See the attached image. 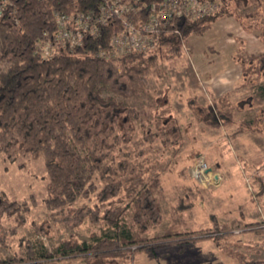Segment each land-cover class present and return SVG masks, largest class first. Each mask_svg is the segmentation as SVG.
I'll list each match as a JSON object with an SVG mask.
<instances>
[{"label":"trees","instance_id":"16d2710c","mask_svg":"<svg viewBox=\"0 0 264 264\" xmlns=\"http://www.w3.org/2000/svg\"><path fill=\"white\" fill-rule=\"evenodd\" d=\"M106 1L0 0V155L11 163L25 157L43 158L48 176L44 203L52 223L70 229L84 223L102 227L87 242L70 235L54 251L44 247L38 251L28 241L24 257L0 255V264H54L58 258H79L83 264L134 262L141 253L168 257L175 248L184 252L190 242L214 239L212 228L222 236L219 241L227 240L233 230L212 214L211 228L180 231L185 224L184 213L194 206L185 198L175 207L173 223L161 238L145 237L163 220L156 195L162 192L159 173L131 164L127 153L120 160L118 153L123 151L121 144L132 141L136 124L145 127L144 116L148 114L127 101L139 100L148 92L150 78L163 75L159 67L181 56L190 37L204 36L225 16L235 18L247 32L258 31L256 35L264 43V0H199L217 3L218 10L205 17L163 21L154 50L117 60L102 58L98 53L109 49L112 35L121 29L119 21L104 27L97 37H86L73 52L57 45L56 12H97ZM163 1L139 0L135 5L141 11L131 14L130 19L147 22L152 7ZM251 6L254 10L239 13L241 8ZM45 42L58 46L49 58L40 48ZM239 59L249 65L244 68L245 76L252 67L264 78V53L250 57L248 63L244 57ZM161 101L159 97L155 101L158 108ZM251 105L253 98L249 97L238 108ZM190 107L196 118L211 128L233 122L234 107L230 105L224 109L220 102H214L208 108H196L190 101ZM152 122L160 126L162 142L178 150L182 138L176 119L159 114ZM253 122L260 125L258 132L264 136V112L258 113ZM250 127L247 124L242 130ZM146 133L150 143L160 132L153 133L150 126ZM31 198L35 203L34 196ZM29 210L28 201H10L0 194V245L6 247L8 234L27 224ZM7 221L15 222L10 230ZM48 225L33 227L38 234L47 235ZM248 228L264 232L263 223ZM240 261L259 264L244 256Z\"/></svg>","mask_w":264,"mask_h":264},{"label":"rangeland","instance_id":"374dc122","mask_svg":"<svg viewBox=\"0 0 264 264\" xmlns=\"http://www.w3.org/2000/svg\"><path fill=\"white\" fill-rule=\"evenodd\" d=\"M251 10H254V6L247 9L241 8L239 13L243 14L245 11ZM229 18L232 17H222L212 24L215 28L218 27L216 29H218L220 34L215 32V35L210 36L209 33L205 34L203 37L194 36L189 39L185 43V52L190 54L192 50L204 48V44L206 43L217 45L219 43L223 44L232 41L236 48L241 47V42L235 40L237 36L236 31L239 32V22L237 23L234 20L235 18L231 20L232 22L228 21ZM240 27L242 26L240 25ZM242 29L244 28L242 27ZM252 33L256 35L259 32L253 31ZM252 40L254 41L253 38ZM252 40L250 39V41ZM235 55L238 58L244 57L246 61L248 60L247 63L250 57H252L246 54L244 50L239 51L238 49ZM181 57L182 56H178L173 59L176 60V65H179L181 62L184 65L186 64L183 60L185 57ZM166 64L167 63L164 62L159 67V72L163 73L160 79L156 74L150 78L147 93L143 94L139 100L127 101L129 106L137 107L148 114L144 116L145 127L141 128L139 124H136L132 141L127 144H121L123 151L118 153L120 155V160L123 159V154L127 153L131 164L138 165L142 169L153 173H159L162 192L156 193V195L159 199L163 220L159 226L147 232L145 237L150 239L161 238L173 223L175 207L181 199L185 198V200L194 204L191 210L184 213L185 224L179 227L180 231L186 232L211 228L213 225V220H211L212 214L217 215L219 221L222 222V217H225L224 213H227L228 208L234 203L245 204L244 206L246 208H244V211L246 213L255 210L258 213L260 208L264 210V198L259 199L258 195H256V199L253 195V192H257L264 187V149L260 151L261 148L251 146L252 152L247 156L243 155V151H239L236 148L233 149L232 145L229 144V140L223 136L225 131L231 134L235 131V126L241 124L235 121V116L233 114V122L226 126L218 127L217 130L212 133V140H215L212 141L209 146V155L206 157L207 161L197 157V151H195L197 150L196 145L192 147V139L190 138L192 115L190 113H180L177 110V106L182 100L179 99L178 96L176 97L174 93L175 91L177 94L180 92V90L177 91V89H180L178 84L176 86L174 85L177 80L182 79V74L184 73L178 74L177 68L174 66H170L171 70H168V65ZM184 65H182L183 68H185ZM251 69L247 70L255 79V88L252 89V87L249 88L250 86L247 87L241 92L239 95L240 97L249 92H252L255 96L262 95L261 87H264V78L257 74L255 70ZM158 97L162 99L159 108L155 103ZM237 98L238 96L234 99ZM186 102L188 103L189 99H187ZM156 110L161 111V113H156ZM159 114L162 117L171 116L176 119L182 138L178 150L171 147L169 144L165 145L162 142L163 138L161 136V131H159L160 126L157 128V126L152 124V119ZM257 115L258 114H255L254 111L251 112L248 107H246V110L238 112L236 119L246 121L247 124H254L253 121L256 119ZM150 126L153 133H160L158 137H153L149 143L146 139L148 135L146 130L148 127L150 128ZM161 129H163V127H161ZM245 137V135H241L239 138L234 139V147L236 142L241 145H244V143L246 144ZM200 145L197 147L200 148L202 146ZM143 151L144 154L141 155ZM192 162L196 164L191 170L192 177H190L189 169L192 166ZM202 162H205L207 165L209 164L213 170L222 173L223 184L214 186L212 181L202 183L196 179L194 171L198 170ZM212 172L215 174L214 171ZM175 176H179L178 180ZM47 183L48 176L43 158L35 159L25 157L19 159L15 163H11L7 161L3 155H0V194L4 193L10 201L19 203L28 201L30 206V210L26 214L27 224L18 228L16 233L8 234L7 246L3 247L0 245L1 256L12 257L17 255L24 257L26 251L25 247H27L28 241H30L38 251L43 247L49 251H54L60 246L62 241L67 239L70 235H73L79 242H87L91 240L94 233H100L102 227L94 226L90 223H84L74 229H70L61 224L52 223L50 212L47 210L44 203L47 197ZM233 190H236L235 194H233ZM31 196H34L36 200L35 203L32 201ZM95 201L96 198L94 197L93 202ZM82 202L83 201H81V203ZM253 218L258 219V217ZM43 223H49L47 228L50 232L47 235L38 234L33 227V224L41 225ZM14 225V221H7V230H10ZM235 228H238V226L232 227V229ZM211 231H213L212 236L216 238H203L198 241L190 242L186 245L184 252L180 253V248H175L176 250L174 249L175 251L168 257L160 255L158 258L152 254L141 253L137 255L134 262H122L120 264H239L241 258L240 251H245L244 248L246 249V247H244V242L246 241H236L234 239L232 240V238H230V240L228 238L227 240L221 239L219 241L218 238H220L219 236L221 235L217 236L218 231L213 228ZM240 244L243 247H240L239 250ZM262 247L264 248V244ZM228 251L231 252V258L228 257ZM260 258L264 262V253ZM82 261L83 259L79 258H58V260H55L54 264H83Z\"/></svg>","mask_w":264,"mask_h":264},{"label":"crops","instance_id":"0c3cea01","mask_svg":"<svg viewBox=\"0 0 264 264\" xmlns=\"http://www.w3.org/2000/svg\"><path fill=\"white\" fill-rule=\"evenodd\" d=\"M232 19L234 18H229L228 21H231ZM216 28L213 25L206 34L210 33V36L215 35V32L217 34H220V32H218V29ZM238 30L239 32L236 31L237 36L235 37V40L241 42V47L239 48H236L233 45L232 41H225L226 43H219L217 45H210L206 43L204 44V48L196 49L194 51L192 50L190 54L185 52V49H183L181 56L185 57V59H183L186 63L185 65L182 62L179 63V65H176V60L165 62L167 63L166 65H168V70L171 68L170 66H174L175 68H177L176 70L178 71V74H182V72L184 73L182 74L183 81L182 79H179L174 85L176 86L178 84L180 88L177 89V91L180 90L178 94L176 93V91L174 92L175 96H178L179 99L182 100L181 102H179L177 110L180 113H190L192 115L190 124V138L192 139H190L191 145L192 147L196 145V156L204 160H206L207 155H209V146L211 145L212 141L215 140H212V133L217 130V128H211L203 122H200L196 118L193 109L190 107V101H193V103L196 104V108H208L209 106H213L214 102H220V106H224V109L229 108V105L231 107H234L232 111L235 116V121L241 124L235 126V131L233 133L229 134L225 131L223 136L229 140V144L232 145L233 149L236 148L239 151H243L244 156H247L250 152H252L250 148L251 146L255 148H261V150L259 149L260 151L264 149V136L260 132H258V128L260 127V125L258 123H254L251 124V127L247 130H242L246 128L247 122L236 119V117L238 116V112L246 110V107H248L251 112L254 111L255 114L264 112V87H261L262 95L255 96L252 94V92H249L244 96H239L241 92L244 91V89H246L247 87L250 86L249 88H255V79L251 74L247 76L244 75V68L248 67V64H246V62L243 63V61H241V59H239L235 55L237 49L239 51L244 50L246 54H249L250 56H257L259 54H262L264 53V43L259 39L257 35H255V33L247 32L246 30L242 29V27H240V24ZM192 37H190L189 39H191ZM252 38L254 39V41L252 40ZM250 39L252 41H250ZM182 65H184L185 68H183ZM237 96L238 98L234 99ZM249 97L253 98V106H246L243 109L238 108L239 103ZM187 99H189L188 103L186 102ZM241 135L246 136V144L244 143V145H241L236 142L234 147V139L239 138ZM198 145H200L201 147H197ZM245 145L248 147H246ZM195 164L196 163L192 162V166L189 169L190 177H192L191 170L192 168H194ZM208 166L211 171H214L215 174L219 177L218 184L214 186L223 184L222 173L220 171L213 170V168L210 167L209 164ZM175 177L178 180L179 176ZM235 193L236 190H233V194ZM253 195L254 198L257 197L256 195H258L259 199L264 198V193L261 192V189L257 192H253ZM244 205L240 203L232 204L231 207L228 208L227 213H224L225 217H222V222L220 223L229 225L230 227L238 226V228L232 230L227 238H229V240L230 238H232V240L234 239L241 242L246 241L244 242V247H246V249L244 248V252L240 251V255L244 256L247 261L259 262V264H263L264 262L260 257H262L264 253V248L262 247L264 244V232H258L257 230L252 228L250 229L248 228V226L255 225L257 223H263L264 227V210L260 208L258 213L256 212V210L246 213L244 211V208H246ZM215 216L218 217L217 215ZM253 217H258V219H254ZM240 247L243 246H241L240 244L239 250ZM228 253V257L231 258V252L228 251ZM239 264H241V261L239 262Z\"/></svg>","mask_w":264,"mask_h":264},{"label":"built area","instance_id":"2783aa9c","mask_svg":"<svg viewBox=\"0 0 264 264\" xmlns=\"http://www.w3.org/2000/svg\"><path fill=\"white\" fill-rule=\"evenodd\" d=\"M139 0H107L97 12L66 14L56 12L58 32L56 43L71 52L82 46L86 37L99 36L102 29L110 24H121V29L115 32L108 50L98 53L102 58L117 60L132 53H148L155 49L156 34L160 31L163 21L174 17L195 19L213 15L218 10L217 3L201 2L199 0H165L158 7H152V14L145 23L135 22L130 15H137L141 7ZM178 33V31H176ZM52 42L40 46L44 57H51L58 47ZM197 180L202 183L211 182L217 185L219 177L213 174L205 162L194 171Z\"/></svg>","mask_w":264,"mask_h":264}]
</instances>
